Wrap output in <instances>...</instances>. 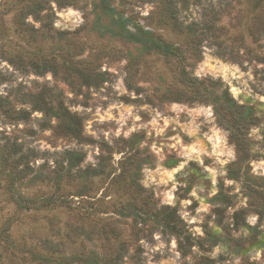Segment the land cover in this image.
<instances>
[{
	"label": "rangeland",
	"instance_id": "374dc122",
	"mask_svg": "<svg viewBox=\"0 0 264 264\" xmlns=\"http://www.w3.org/2000/svg\"><path fill=\"white\" fill-rule=\"evenodd\" d=\"M101 2L0 0V97L28 112L0 117V264H264V0ZM67 151L104 173L62 171Z\"/></svg>",
	"mask_w": 264,
	"mask_h": 264
},
{
	"label": "trees",
	"instance_id": "16d2710c",
	"mask_svg": "<svg viewBox=\"0 0 264 264\" xmlns=\"http://www.w3.org/2000/svg\"><path fill=\"white\" fill-rule=\"evenodd\" d=\"M101 4L105 6V13L111 14L114 13V10L109 5L108 0H101ZM116 15V12L114 13ZM119 23L127 24V20L124 17H120L118 19ZM106 29H109L108 27ZM144 36H149L150 41H142L144 46L152 45V48H158L163 51H166V46L162 45L160 42L156 41L151 37L150 32H144ZM152 43V44H149ZM89 79V78H88ZM225 104H226V110L228 113L234 118V126H249L252 125V117L250 115V108H244L240 106L227 92L226 96L224 97ZM23 103L30 104L34 106V109L39 110L41 112H44L46 116H49L50 118H54L58 121L57 129L59 132L66 136L70 137L79 141H83L85 138L83 136V126H82V119L77 116L76 114L71 113L64 105L59 104L58 106H53L52 102H47L43 95L34 94V93H25L23 95ZM243 111V113H242ZM0 117H4L6 120L10 121L11 123L16 121H25L28 117V112L26 110H20L19 112H16L13 106V102L8 98L0 97ZM238 150L241 152L243 149L238 143ZM8 151V155H3L2 159L4 160V164H9L11 159H13L14 154H19L21 152L20 149L15 151L14 153H11L10 150ZM24 158H22L19 162L22 163ZM85 159L84 154L79 152H73V151H67L65 153V160L67 161V167L62 164V171L65 170L67 173L73 175L76 174L78 178H86L88 176H95L98 173L103 174L105 171V167L103 165L100 166V168H93L88 167L87 169H81L80 165L83 163ZM234 178H237L238 176H232ZM47 205L52 204H58L57 199L49 198L45 200ZM56 206V205H55ZM83 209V213L80 211ZM78 211L80 215H83L84 217H90V215L93 213L88 208H83ZM121 215L125 216V212H120ZM143 215V214H141ZM159 221H161V224L166 229V231H170L171 233L176 234L177 233V223L176 218L173 217L172 212L162 214L158 217ZM106 230V228H105ZM105 233V231H104ZM107 233V232H106ZM179 233V231H178Z\"/></svg>",
	"mask_w": 264,
	"mask_h": 264
}]
</instances>
